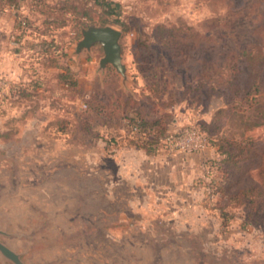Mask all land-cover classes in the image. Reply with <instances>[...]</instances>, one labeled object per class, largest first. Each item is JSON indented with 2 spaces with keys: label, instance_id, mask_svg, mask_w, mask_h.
Returning <instances> with one entry per match:
<instances>
[{
  "label": "rangeland",
  "instance_id": "1",
  "mask_svg": "<svg viewBox=\"0 0 264 264\" xmlns=\"http://www.w3.org/2000/svg\"><path fill=\"white\" fill-rule=\"evenodd\" d=\"M45 1L18 9L0 62V242L23 264H264V191L250 205L237 195L264 180V0ZM91 24L122 32L125 86L99 69L100 45L75 52ZM243 49L263 54L253 72ZM134 89L143 115L187 121L177 129L209 121L225 151L244 148L212 161L225 217L207 202L205 215L161 204L120 178L112 135L128 107L117 120L97 107Z\"/></svg>",
  "mask_w": 264,
  "mask_h": 264
},
{
  "label": "crops",
  "instance_id": "2",
  "mask_svg": "<svg viewBox=\"0 0 264 264\" xmlns=\"http://www.w3.org/2000/svg\"><path fill=\"white\" fill-rule=\"evenodd\" d=\"M24 8L25 0H0V62L6 61L9 57L10 45L13 44L9 35L18 26L15 14L18 9L22 11ZM127 81L128 74L124 84L121 77L122 86H125ZM118 118L117 116L114 120ZM185 122L187 121H174L172 125L176 128ZM123 127H118V133L112 136L118 141L114 156L123 159L121 162L124 165L118 174L120 178L127 179L129 189L136 190L139 184L147 196L161 201V204L165 203L175 209L195 210L205 215L202 207L206 201L200 182L205 176L206 164L220 158L216 148L208 147L192 154L172 152L163 148L148 155L144 150L129 144L133 134L130 133L128 124L125 132L122 131Z\"/></svg>",
  "mask_w": 264,
  "mask_h": 264
},
{
  "label": "trees",
  "instance_id": "3",
  "mask_svg": "<svg viewBox=\"0 0 264 264\" xmlns=\"http://www.w3.org/2000/svg\"><path fill=\"white\" fill-rule=\"evenodd\" d=\"M14 2V1H12ZM45 0H25V8L29 7V10L31 13H37L40 12L41 5L45 4ZM28 5V6H26ZM39 5V7L37 6ZM45 7V6H44ZM47 7V6H46ZM39 8V9H38ZM27 20L24 18L23 20V26L27 25ZM243 57L245 60H243ZM237 58H241L244 61L247 62L246 67L248 70V73L253 72L260 67L258 62L263 60V54L258 53L257 55H253L251 50L243 49L241 52L237 55ZM243 69V68H242ZM242 71V70H241ZM202 78V76H200ZM231 79V78H230ZM67 83L69 86H76V80L71 79V81H68ZM204 83V82H202ZM199 83L198 86L196 87L195 90L200 88L201 86H204V84ZM227 88L234 90L231 95L234 97H237L238 95V86L233 80H230L227 82ZM135 94L136 92H131L126 95V97L123 98H118V97H113L112 99L108 100L107 102H101L98 103L97 107V112H99L101 115H103L104 118L106 119H114L117 116H119V107L126 108L128 107V115L126 116L127 119V124H128V129L130 133H132V138L129 140V144L132 146H135L138 149L144 150L146 154H154L156 153L157 150L159 149H166L167 144L164 143V138L168 133L171 131L175 130L176 128L171 127V124L165 121L164 119L166 118V115L162 116H157V117H148L146 115H143L140 110L137 108V101L135 100ZM242 97L244 95H241ZM174 104V102H169V103H162L160 104V108H167L171 107ZM230 101L226 104L225 111L228 112L231 110ZM224 111V112H225ZM199 129L206 135L207 140H208V145L209 147H214L216 148L218 154L222 157H228V159H234L239 157V155L244 154V148L242 147L239 153L233 154L229 153L228 151H225L224 145L222 144L223 142L220 140L213 139L212 133L208 129V125L204 122L201 121L199 125ZM215 132V131H214ZM224 142H226L224 140ZM260 158H264V151L259 153ZM206 167L208 168V173L205 175L204 179H202L201 183L206 189L207 192V197H206V202L211 203L213 205L216 204V209H218V212L220 216H224L223 210L221 209V205H217L219 202L220 196L223 195V182L221 180H218L216 177V174H218V170L220 169L216 163L214 162H209L206 164ZM258 170L257 175L261 179L262 177L264 178V169L261 167L256 168ZM260 170V171H259ZM258 178V179H259ZM262 178V179H263ZM264 181V180H263ZM259 182V185L256 186L255 188H247L245 190H240L237 195H246L249 199V205L253 203V197L250 196L252 193H258L260 195L264 191V183ZM234 199L239 201L238 196H234ZM225 217V216H224Z\"/></svg>",
  "mask_w": 264,
  "mask_h": 264
},
{
  "label": "water",
  "instance_id": "4",
  "mask_svg": "<svg viewBox=\"0 0 264 264\" xmlns=\"http://www.w3.org/2000/svg\"><path fill=\"white\" fill-rule=\"evenodd\" d=\"M82 38L76 43L75 52L90 51L94 45H100L103 56L99 60V69L108 65L114 68L116 74L126 81V66L122 62L120 39L122 32L111 27L91 24L81 30ZM0 254L13 264H23L19 256L0 242Z\"/></svg>",
  "mask_w": 264,
  "mask_h": 264
},
{
  "label": "built area",
  "instance_id": "5",
  "mask_svg": "<svg viewBox=\"0 0 264 264\" xmlns=\"http://www.w3.org/2000/svg\"><path fill=\"white\" fill-rule=\"evenodd\" d=\"M164 143L168 150L181 153H197L209 147L206 135L196 123H188L166 135Z\"/></svg>",
  "mask_w": 264,
  "mask_h": 264
}]
</instances>
